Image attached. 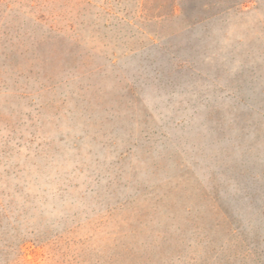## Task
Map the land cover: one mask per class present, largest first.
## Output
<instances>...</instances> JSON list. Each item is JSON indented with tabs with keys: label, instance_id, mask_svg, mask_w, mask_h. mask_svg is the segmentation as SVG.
Returning a JSON list of instances; mask_svg holds the SVG:
<instances>
[{
	"label": "rangeland",
	"instance_id": "obj_1",
	"mask_svg": "<svg viewBox=\"0 0 264 264\" xmlns=\"http://www.w3.org/2000/svg\"><path fill=\"white\" fill-rule=\"evenodd\" d=\"M11 1L0 258L264 264V0Z\"/></svg>",
	"mask_w": 264,
	"mask_h": 264
},
{
	"label": "trees",
	"instance_id": "obj_2",
	"mask_svg": "<svg viewBox=\"0 0 264 264\" xmlns=\"http://www.w3.org/2000/svg\"><path fill=\"white\" fill-rule=\"evenodd\" d=\"M12 8H13V1L0 0V15L6 10L8 11L10 9L11 11ZM10 34L11 31L9 30H4V31L0 30V40L3 39L0 46H3L7 42L6 39L11 37ZM7 233H8L7 227L3 226L0 223V240L5 239ZM12 245H13L12 242L8 243L9 247H7V250L1 256L0 264H25L23 241L19 244H15V247L14 246L12 247ZM257 261L260 262V264H262L260 260Z\"/></svg>",
	"mask_w": 264,
	"mask_h": 264
}]
</instances>
